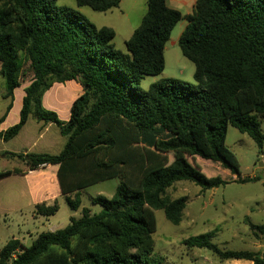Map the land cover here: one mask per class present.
<instances>
[{"label":"trees","instance_id":"trees-1","mask_svg":"<svg viewBox=\"0 0 264 264\" xmlns=\"http://www.w3.org/2000/svg\"><path fill=\"white\" fill-rule=\"evenodd\" d=\"M59 0H0V76L12 108L22 85L24 66L32 74L17 124L0 139L15 138L33 116L55 124L66 138L63 150L49 153H1L21 159L29 171L58 165L61 194L72 210L82 207V191L119 179L112 198L98 196L99 213L82 208L79 218L55 232L38 235L31 246L10 240L0 250V264H164L155 256L154 211L180 225L188 198H172L169 189L189 181L203 190L229 182L209 178L188 157L220 164L236 182L260 181L241 176V162L227 146L229 126L264 148V0H197L191 15L171 9L167 0H148L140 26L126 42L114 44L111 27H97L79 10ZM97 12L118 8L122 0H76ZM186 20L179 46L195 64V84L163 78L145 90L147 76L163 73L165 46L177 24ZM77 81L83 93L62 121L43 106L56 83ZM0 171V180L22 174ZM59 205L41 204L36 213L54 216ZM260 250H229L211 234L184 240L188 248L208 249L221 261L264 264V224L250 223Z\"/></svg>","mask_w":264,"mask_h":264},{"label":"rangeland","instance_id":"rangeland-1","mask_svg":"<svg viewBox=\"0 0 264 264\" xmlns=\"http://www.w3.org/2000/svg\"><path fill=\"white\" fill-rule=\"evenodd\" d=\"M147 1L124 0L118 8L106 13L94 11L89 7L80 9L91 22L98 25L97 27H114L116 29L114 43L118 49L127 52L125 42L131 37V26L140 23L141 13L147 11ZM58 5L77 7L76 0H60ZM179 24L174 31V39L177 38L181 29L182 25ZM194 72L195 64L182 54L177 42L175 44L170 42L166 53L165 70L160 75L145 77L142 86L145 90H148L150 85L156 81L179 75L195 84ZM21 80L24 86L32 80V74L28 71L27 66H24ZM60 85L62 86L57 87L58 85H56L52 91V93L58 94L54 98L57 110L47 108L45 103L44 107L56 112L61 119H65V110L62 108L69 104V96L73 94L70 88L73 87L71 84L69 85V82ZM80 89L83 92L82 87ZM4 92L5 81L0 76V115L5 111L8 102L11 101L4 98ZM42 124L45 123L31 116L24 133L14 138L12 142L0 143V149L17 153L27 151L30 153L48 152L58 154L65 143L61 129L53 124L45 133V137L38 140L40 135L38 130ZM261 125L264 133V120H261ZM51 139L61 141V145L54 148L52 146L48 150L46 141ZM226 144L241 162V176L243 178L259 177L260 181L245 184L238 183L236 182L237 177L225 170L220 164L198 156L195 158L188 157L191 164L207 177L220 176L229 183L212 190H203L202 187L192 182L181 181L169 189V196L172 198L187 197L188 203L184 211V219L180 225H174L168 221L163 210L154 211L157 224V231L154 234V253L155 256L164 259V264H231L233 260L221 261L208 249H190L183 244L184 240L190 237L207 233L213 236V243L224 249L257 251L262 248V242L253 235L250 223L254 225L264 224V148L260 152L252 138L241 133L233 126H229ZM23 164V161L18 158L5 155L0 157L1 171L22 167ZM119 184V179H112L85 189L82 193V208H89L92 213H99L102 207L98 204L93 205L92 199L98 196L112 198ZM55 203L59 205V211L50 223L44 222L45 225L30 226L33 236L32 238L28 237L27 247L32 245L39 234L49 232L54 226L65 228L69 225L72 215H78V217L81 215L79 212L75 214V211L70 208L64 198ZM23 211L25 217L30 216L27 209ZM9 212L12 213L10 210ZM2 213H0V249L5 246L8 240H12L13 237H21L24 234V225L19 221L20 217L16 213Z\"/></svg>","mask_w":264,"mask_h":264},{"label":"crops","instance_id":"crops-1","mask_svg":"<svg viewBox=\"0 0 264 264\" xmlns=\"http://www.w3.org/2000/svg\"><path fill=\"white\" fill-rule=\"evenodd\" d=\"M123 1L124 0H122V3H123ZM196 3H197V0H167V5L171 9H174V10L181 12L184 16L191 15L193 13V10H194ZM76 4H77V2H76ZM59 6H65V5H59ZM68 7H70V6H68ZM71 8L79 10L81 13L83 12L78 7V5H77V7H71ZM146 12L147 11H145L143 14L141 13L140 19H139L140 23H137L136 25L131 26L130 32H132V33L130 36H132L134 31L140 26ZM103 13H106V12H103ZM179 23L178 24L182 25V26H181V29L179 31L177 38L174 39V36H173L174 31L177 27L176 26L174 28L172 34H171L170 40L167 42V44L165 46V60H166V53L168 51V44L170 42L173 44H175V42H177L179 45L180 37L188 25V22L186 20H182ZM94 24L96 26H98L96 23H94ZM102 26H106V25H102ZM114 30H116V29L114 28ZM128 40H126V42ZM115 46H116V44H115ZM166 78H176V79H180L183 81L191 82L188 79L187 80L184 79L182 77V75L174 76V77H166ZM193 78H194V74H193ZM30 83L26 86L21 85L19 88H17L15 90L14 99L12 101V108L7 113L4 121L0 124V132L6 131L8 127L10 128V126L12 127L19 122L20 113H21V110L23 107V99L26 95L25 89L30 85ZM76 83H78V82L77 81H69V85L71 84L73 87L72 89L70 88V90H72L73 94L71 96H69V104L67 106H65L64 108H62L65 110V113H64L65 119H61L60 116L58 115L62 121H68L69 120L70 113H71V106H72L73 102L83 93L80 89V87H82V86H79L81 84L78 83L79 84L78 85ZM60 84L61 83L54 84L53 87L44 95L43 106L45 103V106H47V108L52 109V110H57V107H55V104H54V98L56 96H58V94L52 93V91L56 85H58L57 87H61L62 85H60ZM4 94H5V92H4ZM10 103H11V101L8 102L5 111L0 115V119L6 113L7 107ZM62 109H60V110H62ZM29 122H30V119L27 122V124L23 127V129L21 130L19 135H17L16 137H18L22 133H24ZM52 126H53V124H42L38 130V133L40 134L38 137V140L45 137V133L48 132V129H50ZM12 140L6 142V141H3L2 139H0V143H9V142H12ZM65 143H66V138H65ZM65 143H64V146H65ZM59 145H61V141H59V140L51 139V140L46 141V148L48 150H49V148H52V146L54 148V147L59 146ZM64 146H63V148H64ZM63 148L59 151V153L63 150ZM2 152L4 153V152H11V151H6V150L0 149V153H2ZM13 153H17V152H13ZM19 153H25L26 154V153H30V152L21 151ZM43 153H48V152H43ZM49 154H51V153H49ZM53 155H57V154H53ZM58 168H59L58 165H47V166L41 167L37 170L29 171L26 164L24 163L22 167H15V168L9 169V170L20 169L23 171L22 174H18V175L14 174V175H11L9 177H6V178L0 180V213L1 214H3L2 212L10 213L9 212V210H10L12 213H16L20 217L19 221L24 225L23 226L24 227V229H23L24 234L21 235V237H13V239L19 240L25 246H27L26 241L28 240V237L32 238V236H33V233H31L32 231L30 229L31 225H37V224L45 225L44 222L50 223L52 221V219H54V217H55V216L45 217V216L38 215L36 213V207L38 205H41V204H46L48 206H51L55 202H59V200L61 198L65 199V197L61 194V190H60V186H59V182H58V178H57ZM83 191H82V193H83ZM23 205H25V206L22 207ZM82 205H83V200H82ZM6 208H8V209H6ZM24 209H27L29 211V214H30L29 217H25L24 211H23ZM74 211H75V214L79 212L82 215V207L80 209L74 210ZM12 213H10V214H12ZM4 214H6V213H4ZM81 215L79 217H81ZM6 216H7V214H6ZM71 217L79 218L78 215L77 216L72 215ZM59 229H62V228H60L58 226H54V227H52V229L49 232H55ZM10 240H8L5 243V245ZM258 250H260V248ZM231 260H233V262H231V264H253L252 261H248V260H237V259H231Z\"/></svg>","mask_w":264,"mask_h":264}]
</instances>
